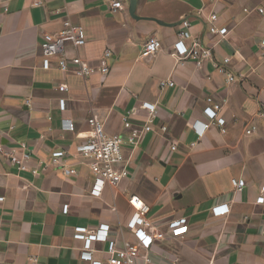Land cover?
<instances>
[{
    "label": "crops",
    "instance_id": "0c3cea01",
    "mask_svg": "<svg viewBox=\"0 0 264 264\" xmlns=\"http://www.w3.org/2000/svg\"><path fill=\"white\" fill-rule=\"evenodd\" d=\"M122 2L123 10L114 13L103 0H0V144L21 151L26 142L30 166L41 170L20 171L0 153V264H29L30 256L44 264H91L81 258L84 241L75 238L76 228L94 236L103 223L119 247L140 246L135 264H264V0ZM211 12L217 26L228 28L225 37L209 32ZM65 19L82 24L87 39L79 48L68 41L65 54L106 64L107 74L64 72L60 56L43 68V34L60 31ZM186 20L192 37L182 39ZM151 38L162 48L143 57ZM192 38L213 47V60L202 66L181 60ZM226 57L234 82L215 66ZM164 79L175 85L162 88ZM60 83L69 91L56 90ZM146 104L156 109L152 119ZM208 106L225 119L223 126ZM92 116L108 134L126 138L128 174L100 196L92 195L89 160L76 149L92 135ZM64 119L75 129H65ZM252 126L256 131L246 134ZM133 132L137 145L127 141ZM60 149L77 174L65 176L51 164V152ZM233 178L245 180L241 191ZM133 195L150 206L145 241L128 227ZM218 204H228L230 212L216 216ZM179 217L187 218V233L154 237ZM109 240L92 244L103 264Z\"/></svg>",
    "mask_w": 264,
    "mask_h": 264
},
{
    "label": "built area",
    "instance_id": "2783aa9c",
    "mask_svg": "<svg viewBox=\"0 0 264 264\" xmlns=\"http://www.w3.org/2000/svg\"><path fill=\"white\" fill-rule=\"evenodd\" d=\"M110 7L111 11L116 13L123 10L124 4L122 0H103ZM37 4H41L39 1ZM218 15L216 12H211L207 16L209 32L211 34H218L222 38L227 34V27H219L216 24ZM184 29L181 30L179 36L182 39L191 38L188 29L191 25L189 21L183 22ZM68 41L76 47H82L86 44V29L82 24L74 23L70 19L63 21V28L58 32H45L43 34L42 48V65L43 68L49 69L52 67V60L56 56H60L58 68L64 72H72L79 77H87L95 72L107 74L109 67L106 64L101 66H94L88 60L84 59L79 54L68 57L64 50ZM259 46L264 54V38L260 41ZM162 42L157 38H151L142 47L141 55L154 56L161 50ZM112 55L111 50L107 49L104 52L105 57ZM192 58L198 66H202L207 60H213V47L204 45L198 38H192L190 46L186 50V55L182 59ZM230 58L226 57L222 62H216L215 66L219 73L226 76L228 82L237 80V76L227 69ZM161 87L174 86L175 82L171 79H164L160 82ZM70 89L68 83H60L56 86V90L61 92H68ZM151 108V119L156 114L154 105L146 104ZM61 107H66V100L61 99ZM205 111L212 117L217 118L218 124L223 126L225 119L217 117V112L210 106L206 107ZM88 123L92 127V135L88 140L76 147L77 152L83 158L89 160V167L94 175V182L92 184L91 193L95 196H100L106 186L116 188L121 180L127 176L128 171L125 167V156L123 153V145L126 138L120 134H108L105 131L104 124L97 117L92 116L88 119ZM63 127L65 129L74 130L75 124L72 120L64 119ZM146 129H150L147 126ZM224 130V129H223ZM256 131V127H246L245 133L252 134ZM127 141L133 145H137L139 136L133 132L127 137ZM21 151L11 147L5 148L0 144V153L13 165L17 166L20 171H30L33 175H38L41 170L38 166H30L32 159L31 150L28 148L26 142H20ZM175 146H173V149ZM67 154V150L60 149L51 152V164L62 170L65 176L77 174V170L70 168L63 163V157ZM41 163V162H40ZM47 170V165L44 171ZM232 185L237 191H241L245 187V180L242 178H233ZM1 199V198H0ZM130 202L134 208V212L128 221V227L135 231V234L141 241H145L150 237L148 230L144 228L146 223V215L150 211V206L141 200L140 196L133 195L130 197ZM64 212L68 211V205H64ZM213 214L216 216L225 215L230 212L228 204H218L212 208ZM110 225L100 224L94 236L89 234L86 227L78 226L75 232V238L84 241L81 258L90 261L91 264H103L101 261L95 260L93 256L92 244L94 241H108L109 240ZM189 231V225L186 217H179L170 220L167 224L166 231H159L154 234L157 239H165L168 236H181ZM108 262L107 264H135L140 256V246L132 242H125L123 247H119L114 240H109L108 247ZM29 264H44L35 256L29 257ZM147 262H151V257L146 258Z\"/></svg>",
    "mask_w": 264,
    "mask_h": 264
},
{
    "label": "water",
    "instance_id": "95a60500",
    "mask_svg": "<svg viewBox=\"0 0 264 264\" xmlns=\"http://www.w3.org/2000/svg\"><path fill=\"white\" fill-rule=\"evenodd\" d=\"M49 264H55V261H51Z\"/></svg>",
    "mask_w": 264,
    "mask_h": 264
}]
</instances>
